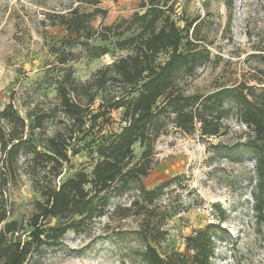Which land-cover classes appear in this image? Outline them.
I'll return each instance as SVG.
<instances>
[{
  "label": "rangeland",
  "instance_id": "374dc122",
  "mask_svg": "<svg viewBox=\"0 0 264 264\" xmlns=\"http://www.w3.org/2000/svg\"><path fill=\"white\" fill-rule=\"evenodd\" d=\"M151 1L182 28L181 49L209 53L197 65L175 73L174 82L182 92L205 94L220 86L244 84L251 99L264 103V0H232V4L227 0H0V129L7 133L15 126L1 117L4 107L13 102L25 119V127L16 129L27 139L14 163L15 175L8 168L0 172V209H7V220L17 219L22 225L24 241L30 239L31 216L46 198L42 190L58 187L79 170L91 173L102 158L98 145L125 124L123 107L112 108L96 123L93 114L104 111L114 97L138 94L127 91L129 85L119 79L113 63L133 52L132 47H116L115 39L139 28L109 40L77 38L61 22L62 15L74 7L106 8V14L92 19V26L99 29L102 24L129 21ZM83 41L106 45L109 51L96 56ZM169 54L162 51L156 60L164 62ZM61 85L73 99L89 106L85 125L80 127L64 112ZM224 107L227 114L218 134L203 135L199 124L186 132L170 123L159 136L155 164L141 178L146 189L158 188L153 201L138 182L123 192H112L101 216L88 221L82 231L67 230L58 244L42 243L30 261L147 264L141 254L147 243L169 257L185 251L188 235L214 222L221 230L212 264H264V182L260 184L258 162L250 150L257 133L239 117L235 98L226 99ZM58 132L69 139V160L54 176L49 171L53 160L35 157V151L47 152L48 138ZM142 150L136 142L134 161ZM5 155L0 148V166ZM68 218L66 214L49 217L46 226Z\"/></svg>",
  "mask_w": 264,
  "mask_h": 264
},
{
  "label": "trees",
  "instance_id": "16d2710c",
  "mask_svg": "<svg viewBox=\"0 0 264 264\" xmlns=\"http://www.w3.org/2000/svg\"><path fill=\"white\" fill-rule=\"evenodd\" d=\"M97 0H95V3ZM232 4V0H227ZM106 14L107 9L96 6L91 11L72 8L67 15H62L61 22L67 25L70 34L76 33L87 39L109 40L118 37L133 27L139 28L124 37L115 39L118 48L132 47L133 52L120 57L113 63V68L121 75L120 80L129 85L131 93L138 90L136 96L122 95L112 98L104 111L93 114L92 121L109 112L112 108H124L125 124L119 132L108 136L107 141L97 147L102 157L94 165L92 172L79 170L74 176L64 180L58 187L48 186L42 190L45 200L39 202L38 210L31 216L30 239H22L17 219L7 220V209H0V264H36L30 258L42 243H59L60 237L69 229L82 231L85 224L104 213L105 206L112 192H123L133 183H140L142 176L149 174L155 164L154 146L160 135L166 133L170 123L186 132H193L198 127L203 135H215L221 131V122L227 114L224 107L226 99L233 97L237 101L241 120L254 126L257 136L250 145L256 156L261 185L264 182V103H257L245 92L244 84L220 86L209 93L186 94L175 84V73L184 66H195L209 53L184 51L181 43L185 34L177 23L165 16V10L159 3L151 1L143 13H136L129 21L124 19L116 24H102L99 29L92 26L93 17ZM163 23L158 26V22ZM124 22H128L123 27ZM123 27V28H122ZM122 28V29H121ZM76 39V38H75ZM89 45L88 41H83ZM94 55L107 53L106 45L90 46ZM169 52L164 62L156 60L158 53ZM117 77V80H119ZM102 86V85H100ZM253 86V85H252ZM61 105L66 115L79 123L80 127L89 120V106L73 99L65 85L59 87ZM94 97H90V102ZM1 117L15 124L13 129H0L1 150L5 152L0 172L8 168L11 176L15 175L17 156L27 146V139L16 129L25 127L22 117L13 102H9L1 112ZM37 122L42 124L38 117ZM69 139L61 132L48 138L47 152L36 150V156H46L53 160L49 171L57 176L65 161L69 160ZM143 146L141 157L134 161V144ZM87 188V186H89ZM149 201L158 195V188L148 190L141 185ZM257 208L262 209L259 201ZM137 213L140 211H136ZM69 215L67 221L47 227L49 217ZM220 224L210 222L186 238L185 251H175L169 257H163L156 246L147 243L141 252L147 264H212L211 257ZM17 233V234H16Z\"/></svg>",
  "mask_w": 264,
  "mask_h": 264
}]
</instances>
